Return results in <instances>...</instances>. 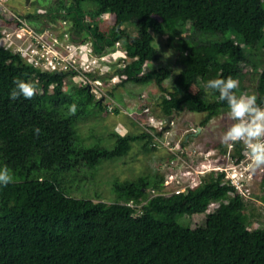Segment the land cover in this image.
I'll list each match as a JSON object with an SVG mask.
<instances>
[{
    "label": "trees",
    "instance_id": "trees-1",
    "mask_svg": "<svg viewBox=\"0 0 264 264\" xmlns=\"http://www.w3.org/2000/svg\"><path fill=\"white\" fill-rule=\"evenodd\" d=\"M64 2L59 0L58 6L65 8L63 19L70 18L76 37L83 32L96 55L120 56L122 62L109 63L121 84L154 80L164 116L173 120L181 111L201 112L206 114L204 125L227 110L217 91H206L200 84L228 76L238 79L242 64L258 71L257 104L264 107V0H69L68 6ZM83 3L91 5L82 8ZM191 14L201 17L199 28H187ZM19 16L40 29L30 22L37 16ZM7 17L0 8V21ZM105 17L112 22L107 30L96 21ZM2 22L0 167L9 168L14 182L0 185V264H264V226L251 227L242 214L248 196L230 184L223 170L205 171L193 187L169 194L158 173L137 182L115 183L116 201L111 203L64 193L47 172L94 168L100 160L126 154L131 141L152 135L114 133L111 148L78 147L74 116L53 109L64 97L62 83L78 84L76 75L41 70L21 51L2 44ZM127 25L134 28L133 35ZM155 34L167 35L169 46L179 52L180 70L171 90L163 84L170 75L167 68L144 70L145 64L159 58ZM88 75L94 80L110 76L103 69ZM16 80L37 83V94L10 99ZM192 85L197 86L194 92ZM76 90L79 98L85 97L82 105L102 108L87 87ZM74 98L69 102H76ZM35 128L40 129L38 135ZM234 145L235 163L245 161L240 142ZM148 188L155 190L149 198ZM212 203L217 204L203 225L190 228L179 222L184 214L206 212Z\"/></svg>",
    "mask_w": 264,
    "mask_h": 264
},
{
    "label": "rangeland",
    "instance_id": "rangeland-1",
    "mask_svg": "<svg viewBox=\"0 0 264 264\" xmlns=\"http://www.w3.org/2000/svg\"><path fill=\"white\" fill-rule=\"evenodd\" d=\"M58 1L0 0V5H3L1 8L3 14L8 13L5 9L7 7L11 12L23 17L28 14L37 16L30 20L31 24L37 28H44L48 25L55 27L63 20L66 10L58 6ZM64 4L68 6L70 4L69 0H66ZM88 5H91V3H83L82 8ZM190 17L192 21L189 22L187 28H199L201 17L197 14H191ZM86 18L90 19L88 15H86ZM109 20L106 17L105 20L104 18L96 19L99 26H101L100 29L103 30H107L108 25L112 24ZM126 30L131 35L135 33L134 28L130 25H127ZM72 35H74V39L87 40L83 32L79 37L75 36L74 31ZM154 45L159 50V58L145 64L144 70L167 68L170 75L163 81V84L171 90L174 86L173 78L180 70V65L176 61L179 52L169 46L165 34H155ZM115 46L117 49L118 43ZM244 51L248 52V47H244ZM104 57L106 64L102 65L101 68L110 76L106 80L101 78L97 81L89 76L91 83L83 84L87 87L90 95L102 102V108L100 109L95 103L82 105L81 101L85 100V97L82 95L79 98L80 96L76 94L78 93L76 88L81 85L71 81L70 83H62L64 97H60L54 103L55 113L71 114L68 111V106L71 103L77 106L76 113L72 115L75 118L78 131V147L103 146L111 148L115 143V136L112 137V134L149 133L148 129L154 131L157 140L154 141L153 136L149 140L135 139L129 143L126 154L115 159L100 160L94 168L78 167L75 170L65 172L52 169L47 172L50 177L55 176L64 193L74 198H87L111 203L116 201V195L113 191L115 183L137 182L141 178L154 176L156 173L163 176V189L166 194L181 190L187 185H194L197 183L199 176L208 170L225 168L227 176L233 172L238 176L239 166L235 163L238 147L234 143L226 144L222 142L223 134L232 123L228 118L229 109L216 114L204 125H201V121L206 114L191 111H181L173 115V122L168 126L167 123H164L161 130L152 126L149 127L146 124L142 125L139 122L144 118L143 116H136V113L140 112L143 104L150 107V114L156 117V122L166 120V117H168L164 116L160 110L161 92L158 86L154 80L146 83L129 82L121 84L122 78L113 73L115 67L110 63L116 60L122 62V59L118 55H111V53H105ZM238 76L237 95L241 93L256 94L258 71L250 65L242 64V71ZM200 85L206 91L208 90L205 84L201 83ZM190 89L194 92L197 90V86L192 85ZM52 90L53 85L48 88L47 93L51 94ZM73 97H75L74 101L76 102H69ZM114 104H116V109ZM108 106L112 110L109 111ZM130 113L136 116L138 123L133 121ZM153 142H156L155 147L151 145ZM240 144L242 146L240 152L245 153V146L241 142ZM178 149L183 151L182 154L173 151ZM233 163L235 164L233 165ZM248 165L249 160L247 157L244 167L248 170L247 175L251 180L247 183L249 184L248 187L244 186L242 189L248 196L242 214L249 218L252 224L251 227L264 226V170L252 171ZM154 193L155 190L152 191V188H148L146 197L149 198ZM144 202L145 198L140 201L139 205ZM216 204H210L206 212L184 214L178 220L190 228L201 226L204 224L207 214L215 208Z\"/></svg>",
    "mask_w": 264,
    "mask_h": 264
},
{
    "label": "built area",
    "instance_id": "built-area-1",
    "mask_svg": "<svg viewBox=\"0 0 264 264\" xmlns=\"http://www.w3.org/2000/svg\"><path fill=\"white\" fill-rule=\"evenodd\" d=\"M2 7L3 5L1 4L0 8ZM5 9L9 17L5 18V22L0 21L5 27L3 30L5 37L1 43L7 44L6 46L9 47L12 46L17 51H21L25 54L27 60L31 61L34 66L41 70L71 72L76 75L79 85H86L91 83L88 73H97L102 69L101 66L106 64L104 54H94L89 41L83 42L73 38V30L69 20L63 19L55 27L48 25L36 30L25 19L11 12L7 7ZM107 109L109 111L112 110L109 106ZM137 115L144 118V120L139 122L140 124H146L159 130L166 123L165 120L156 122V117L150 114L148 107L141 108L140 112L136 113ZM130 116L133 121L138 123L136 116L131 113ZM170 123H172V120ZM148 131L154 138H157L154 136V131L152 132L150 129ZM173 151L182 154V150ZM171 161L173 162L174 160L172 159ZM239 175L241 176L242 172H239ZM236 177L234 172L228 174V176L226 172V178L230 180V184L242 195H246L242 190L244 187L241 186ZM194 185H187L181 190L172 192L183 191L185 188L193 187Z\"/></svg>",
    "mask_w": 264,
    "mask_h": 264
},
{
    "label": "clouds",
    "instance_id": "clouds-1",
    "mask_svg": "<svg viewBox=\"0 0 264 264\" xmlns=\"http://www.w3.org/2000/svg\"><path fill=\"white\" fill-rule=\"evenodd\" d=\"M14 84L15 87L9 93L12 100H16L21 96L25 99H31L37 94V83L16 80ZM206 87L217 91L219 99L226 102L229 109L228 118L232 123L223 134L222 142L226 144L242 142L249 160V168L252 171L264 170V107L257 104V95L254 93L237 95L235 90L239 87V80L234 79L232 76L210 79L207 81ZM68 111L74 115L77 106L75 104L69 105ZM34 132L38 135L40 129L35 128ZM247 157L245 161L236 163L239 166V172H242V175L238 174L236 178L243 187H248L249 184L247 183L251 180L247 175L248 170L244 167ZM224 169L221 170L225 171ZM12 182H14V178L9 168L7 166L0 167V185L7 186Z\"/></svg>",
    "mask_w": 264,
    "mask_h": 264
},
{
    "label": "water",
    "instance_id": "water-1",
    "mask_svg": "<svg viewBox=\"0 0 264 264\" xmlns=\"http://www.w3.org/2000/svg\"><path fill=\"white\" fill-rule=\"evenodd\" d=\"M170 118H171V116H168V117L166 118L167 126H168V123H169V121H170Z\"/></svg>",
    "mask_w": 264,
    "mask_h": 264
},
{
    "label": "crops",
    "instance_id": "crops-1",
    "mask_svg": "<svg viewBox=\"0 0 264 264\" xmlns=\"http://www.w3.org/2000/svg\"><path fill=\"white\" fill-rule=\"evenodd\" d=\"M115 100V99H114Z\"/></svg>",
    "mask_w": 264,
    "mask_h": 264
}]
</instances>
